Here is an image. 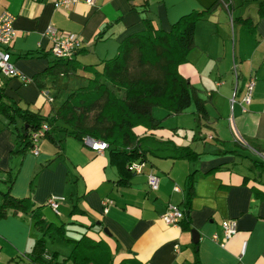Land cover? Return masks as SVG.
<instances>
[{
  "label": "crops",
  "instance_id": "obj_1",
  "mask_svg": "<svg viewBox=\"0 0 264 264\" xmlns=\"http://www.w3.org/2000/svg\"><path fill=\"white\" fill-rule=\"evenodd\" d=\"M53 1L0 0V14L10 11L15 16L11 59L29 78L54 59L47 27L75 33L82 41L73 56L77 69L48 76L43 89L0 72L5 95L43 115L48 114L43 113L45 103L52 105L61 90L68 92L78 83L74 77L83 72L88 78L89 68L100 70L126 36L142 31L145 16L168 29L183 14L215 1L218 5L196 21L194 45L178 66L206 100L207 119L198 124L191 109L193 124L185 126L181 118L190 107L153 116L160 121L156 137L189 146L195 156L152 157L142 173L123 184L108 150L97 152L71 137L62 140L61 149L43 138L38 154L14 153L16 127L0 115V191L11 184L13 195L30 197L42 206L47 221L63 226L62 233L44 235L50 264H73L68 257L83 235L80 256L88 260L82 264H264V17L258 14L257 0H95L93 5L79 1L60 8ZM250 77L255 81L252 98L242 111L238 102ZM166 118L169 126L163 125ZM134 131L146 132L141 126ZM150 171L159 178L157 190L148 187ZM190 179L187 219L178 226L165 224L162 213L169 203L183 205ZM50 195L63 197L58 214L47 205ZM104 200L110 201L106 212ZM224 219H234L237 232L221 245ZM192 229L198 232L197 241ZM42 236L29 213L9 210L0 217V264H37L29 254Z\"/></svg>",
  "mask_w": 264,
  "mask_h": 264
},
{
  "label": "trees",
  "instance_id": "obj_2",
  "mask_svg": "<svg viewBox=\"0 0 264 264\" xmlns=\"http://www.w3.org/2000/svg\"><path fill=\"white\" fill-rule=\"evenodd\" d=\"M257 3L258 14L264 17V0H257ZM217 5L215 1L208 7L183 14L168 29L156 27L145 16L144 29L126 36L120 42L117 53L105 60L100 70L89 68L91 76L87 78V83L69 89L62 102L57 107L52 106L48 114L22 107L6 96L4 86L0 85V115L7 119L8 125L16 127L14 153L23 154L32 150L35 146L34 133L46 124L48 128L43 138L50 140L57 149H61V142L67 137L80 142L85 136L105 141L109 160L117 167L119 183L123 184L136 174L129 169L133 162L146 164L151 162L152 157L180 159L195 156L189 146H176L171 140L155 136L154 130L160 127V121L153 117L152 109L160 106L170 113H181L192 106L198 124L207 119L206 100L179 73L178 66L186 61L194 45L196 21L211 14ZM242 21L250 25L248 19ZM77 67L73 57H54L52 64L32 77V81L43 89L44 79L48 76L71 74ZM137 126L143 127L146 132L138 135L134 131ZM57 133H61L62 137L57 138ZM253 148L261 151L257 146ZM192 195L193 183L190 179L183 205L179 206L184 213L181 225L187 219ZM9 210L31 215L35 228L43 236L35 242L29 256L37 264H50L51 259L45 257L44 235L51 230L62 233L63 226L47 221L42 206L34 205L30 197L13 195L11 184L5 191H0V217L6 216ZM85 240L83 235L74 241L76 244L68 257L73 264L88 260V257L80 256Z\"/></svg>",
  "mask_w": 264,
  "mask_h": 264
},
{
  "label": "built area",
  "instance_id": "obj_3",
  "mask_svg": "<svg viewBox=\"0 0 264 264\" xmlns=\"http://www.w3.org/2000/svg\"><path fill=\"white\" fill-rule=\"evenodd\" d=\"M83 1L89 5H93L95 0H54L53 5L55 8L67 7L73 3ZM15 16L10 11H5L0 14V72L7 77L20 76L25 82L32 81V78H29L16 68L15 64L12 61V54L10 51V46L16 35V29L14 27ZM46 34L51 39V53L54 57L57 58H70L75 55V53L82 48L83 44L80 38L75 33L70 32H61L49 26L46 29ZM236 72V71H235ZM236 77V73H235ZM254 78L250 77L246 83L245 92L238 102L241 106V110L245 111L247 105L251 102L252 92L254 88ZM235 90L231 98V109L233 104L236 102ZM48 100L51 101L52 98L48 96ZM47 125L43 124L42 128L34 133L35 146L32 151L35 154H38V141L43 138L45 130H47ZM83 144L89 147L92 150L101 152L107 148V143L102 140L93 139L90 136H85L83 138ZM145 164L143 162H133L129 165V169L134 173L140 174L143 172ZM147 184L150 190H157L159 186V178L152 171L146 174ZM177 189V187H174ZM62 198V199H61ZM63 200V197L57 195H50L47 199V205L52 209L53 212L58 214V202ZM110 201L104 200L103 206L104 211H107V205ZM184 217L183 210L176 204L169 203L161 215V219L167 225L178 226L181 220ZM222 228V240L221 245L225 243L226 240L231 238L237 232L236 221L234 219H224L221 222ZM213 239H217V236L214 234Z\"/></svg>",
  "mask_w": 264,
  "mask_h": 264
},
{
  "label": "rangeland",
  "instance_id": "obj_4",
  "mask_svg": "<svg viewBox=\"0 0 264 264\" xmlns=\"http://www.w3.org/2000/svg\"><path fill=\"white\" fill-rule=\"evenodd\" d=\"M247 7V6H246ZM80 74H81V76H80V78H78V79H75V77H74V80L75 81H78V83H73V87L72 88H76V87H80V86H83V85H85L86 83H87V75H86V79L84 78V73L83 72H80ZM66 93H67V90H61V92L59 93V95L55 98V102H53V104L52 105H50L49 103L47 104V103H45V108H44V110H43V113H49L50 112V107L51 106H54V107H57L61 102H62V100L64 99V97L66 96ZM50 96V95H49ZM191 109H193L192 108V106L189 108V109H187L186 111H185V113L184 114H188V116L186 115V117H183V118H181V119H183L184 121H183V124H185V126H190L189 124H193V119H192V117H193V114L191 113ZM162 112V113H161ZM166 112H167V110L166 109H164L163 107H160V106H154L153 107V109H152V114H153V116H157V117H163L165 114H166ZM184 114H182V115H184ZM45 115V114H44ZM189 115H190V118H189ZM182 117V116H181ZM189 120L191 121V123H189ZM163 125L164 126H169V124H168V119L166 118L165 120H163ZM194 125H195V123H194ZM189 137L191 136V131H190V134L188 135ZM210 142H212V141H210ZM87 147V146H86ZM196 147V146H195ZM57 196H59V195H57ZM59 197H61V196H59ZM62 199V198H61Z\"/></svg>",
  "mask_w": 264,
  "mask_h": 264
},
{
  "label": "water",
  "instance_id": "obj_5",
  "mask_svg": "<svg viewBox=\"0 0 264 264\" xmlns=\"http://www.w3.org/2000/svg\"><path fill=\"white\" fill-rule=\"evenodd\" d=\"M104 231H105L107 234H109V231H108L107 229H104ZM191 233H192V235H193L194 241H197V239H198V232H197L195 229H192V230H191Z\"/></svg>",
  "mask_w": 264,
  "mask_h": 264
}]
</instances>
